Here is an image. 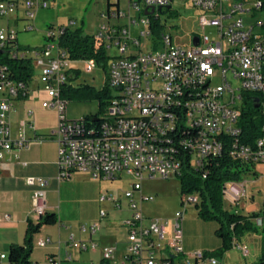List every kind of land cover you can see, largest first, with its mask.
<instances>
[{
    "label": "built area",
    "instance_id": "1",
    "mask_svg": "<svg viewBox=\"0 0 264 264\" xmlns=\"http://www.w3.org/2000/svg\"><path fill=\"white\" fill-rule=\"evenodd\" d=\"M118 1L115 0L118 8ZM175 0H127V8L140 20L128 18L123 25L112 22L126 18L123 11L108 9L101 14L107 19L93 35L96 44L109 55L106 63V84L111 97L101 117L90 115L81 120L66 117L68 101L61 90L76 85L74 75L82 70L90 74L96 68L93 60H71L59 44V37L73 22L58 28L51 27L45 34L46 44L40 48L25 49L18 45L13 29H0V52L13 59L30 61L33 75L29 82L15 81L5 66L0 65V160L11 152L27 150L34 143L52 140L57 147L58 183L68 181L74 173L88 174L93 180L113 182L122 175L129 177V190L115 198L109 194L98 197L99 204L109 203L121 211L123 198L127 201L129 217L118 221L125 229V254L121 264H218L208 251L185 253L180 230L183 213L176 212L172 222L148 220L142 216L135 195H141L142 183L155 178L179 177L183 168L207 173V166L223 154L252 169L248 175H257L255 167L264 164V19L250 22L253 11L264 10V0L251 6L246 0H179L199 13L202 30L211 27L215 35H198L196 46H173L172 36L166 33V22L160 14L171 12ZM22 8L21 20H33L36 12L47 9V0H0V19L9 18ZM145 11L151 14H145ZM161 26L159 38L153 37V25ZM141 27L137 38L134 28ZM32 27H29L30 30ZM150 42V50L145 51ZM115 50L113 55L110 51ZM215 75L220 83L212 86ZM36 78L46 101L45 110L54 109L58 116L56 129L46 135L35 133L31 123H25L27 137L21 130L13 134L9 116L17 101L30 98L29 84ZM74 78V79H73ZM257 111L253 127H259V136L247 140L243 127H251L242 119L247 104ZM246 132L248 130L246 129ZM47 181L29 178L28 186H35L32 195V214L39 220L46 212ZM247 183H226L222 191L225 209L232 213L259 214L253 219L255 227L264 228L262 207L246 204ZM154 196L141 195L139 201L153 202ZM198 203L196 195H187L182 201ZM108 211L100 209L97 220L82 224L78 232L84 240L69 234L65 241L63 259L47 255V264L72 261L73 251L93 252L98 249L97 235ZM147 221V223H145ZM243 256L246 246L236 245ZM52 241L40 238L33 246L45 249ZM115 249L102 250L101 261L115 262ZM178 262L175 263V258ZM7 262V255H0ZM8 264V262H7Z\"/></svg>",
    "mask_w": 264,
    "mask_h": 264
},
{
    "label": "rangeland",
    "instance_id": "2",
    "mask_svg": "<svg viewBox=\"0 0 264 264\" xmlns=\"http://www.w3.org/2000/svg\"><path fill=\"white\" fill-rule=\"evenodd\" d=\"M21 2L25 0H19ZM136 1V0H135ZM257 0H246V5L251 6ZM48 8L40 9L36 12L33 20H21L23 18L22 8L18 9L16 14L0 19V29H13L16 32L17 42L21 48L33 49L40 48L46 44L44 36L49 28H58L73 22L75 27L82 29L84 36L95 35L102 24H106L107 19L101 18V14L108 9L123 11L126 18L116 19L112 22L123 25L128 18H134L137 21L143 16L135 14L127 8V0H119L118 8L115 0H47ZM170 14L161 13L160 20L166 22L164 30L172 36L173 46H196L198 44V35H215V30L207 27L202 30L198 24L199 13L189 6H184L179 0H175L172 4ZM264 19V10L253 11L251 23ZM29 27H32L28 30ZM141 27L134 28L132 36L137 38L138 31ZM141 44H146L145 51L150 50V42L146 39L140 40ZM115 50L110 51L113 55ZM36 80V78H34ZM77 83L85 84L96 91H99L106 83V74L96 66L95 70L90 74L81 71L77 76ZM220 83L219 76L215 75L212 80V86ZM46 94L37 90L28 102L29 110L28 122L34 123V126L41 131L55 128L58 125V116L54 109L45 110L41 108V103L46 101ZM105 112V108L99 105L95 99L89 101H71L66 106V117L69 120H81L90 115L101 117ZM56 129V128H55ZM55 144L47 142L37 149L40 153L53 154ZM257 175H245L241 181L246 182V192L248 197L253 196V202H248L246 207L257 206L262 207L264 201V164L255 167ZM131 180L129 177L122 175L120 179L113 182H100L93 180L88 174L74 173L68 181L58 183L53 192L48 194L47 204L53 208L51 213H55L58 221L63 225L70 224L76 226L78 224H88L97 220L98 211L104 209L108 211L109 218L103 221L107 227L103 230L106 233L104 240H115L117 247V260L113 264H121L125 254L126 232L125 229L119 227L118 221L128 218L129 212L126 207L127 203L123 198L121 202V211L115 212L104 204H99L97 199L100 194L114 195L115 198L129 190ZM143 196H154L153 202L144 203L142 205V216L148 220L156 218L161 220L172 221L176 212H184L181 224L182 247L185 253L191 251H208L217 250L220 245V239L215 236L214 232L218 228L216 222H204L197 217V211L193 204H188L184 210L182 201L187 195L181 196L179 191V179L177 177L162 179L155 178L145 180L142 183ZM137 195H135V198ZM50 211V210H49ZM147 223V221H145ZM257 232L254 234H246L241 239L236 240V245L246 246L248 255L243 256L241 252L232 247L225 252L223 256L216 258L218 264H253L260 258L262 254L263 234L262 228L256 227ZM51 235L56 233V227L49 228ZM102 235V234H100ZM98 236V235H97ZM54 239V237H52ZM44 250L33 248L30 260L35 262L42 257ZM4 255L7 253L4 251ZM76 253V252H73ZM76 255V254H75ZM74 256V255H73ZM99 255L83 254L78 264H99ZM122 260H118L119 257ZM92 260V262H91ZM178 258H175V263Z\"/></svg>",
    "mask_w": 264,
    "mask_h": 264
},
{
    "label": "trees",
    "instance_id": "3",
    "mask_svg": "<svg viewBox=\"0 0 264 264\" xmlns=\"http://www.w3.org/2000/svg\"><path fill=\"white\" fill-rule=\"evenodd\" d=\"M160 31L161 26L154 24L153 37L159 38ZM44 40L46 41L45 37ZM58 44L71 60H93L98 68L106 71V63L109 59L108 52L95 43L93 36H84L80 27L67 29L63 32L59 37ZM0 65L8 68L12 79L15 81L26 83L32 78L33 69L28 60L13 59L4 53L0 54ZM61 97L68 102L95 99L101 107L105 108L111 97V91L106 83L99 91L85 84H77L69 85L62 89ZM256 112L253 105L249 103L243 111V121L251 126L243 127L245 129L244 133L249 135L247 139L249 141L253 137L259 136L260 133L259 127H253L257 120L258 124L262 121L260 118H257V120L253 119ZM246 129L248 132H246ZM206 169L207 173L203 176V174L194 172L188 167L183 168L178 177L179 191L181 196L196 195L198 197L195 209L200 220L218 224L214 234L220 239L221 245L217 250H213L210 253L211 256L218 258L232 248L233 240L236 241L246 234L257 232L256 227L253 225V219L260 213H252L250 215L232 213L225 209L222 201L224 185L226 183L241 182L243 177L248 175V172L252 169L239 161L232 160L225 154L212 160ZM261 214L264 216V201ZM57 223V216L54 213L47 212L35 224L28 221L22 244H12L8 248V264H36L30 260L33 250V237L39 233L42 226H53ZM261 233L263 234L264 243V228ZM100 264L108 263L101 261ZM253 264H264L263 247L260 258Z\"/></svg>",
    "mask_w": 264,
    "mask_h": 264
},
{
    "label": "crops",
    "instance_id": "4",
    "mask_svg": "<svg viewBox=\"0 0 264 264\" xmlns=\"http://www.w3.org/2000/svg\"><path fill=\"white\" fill-rule=\"evenodd\" d=\"M77 76H78L77 74L74 75V78H76V80H77ZM77 84L79 83H76V85ZM38 87L39 85L36 80H33L29 84V88L32 91V95L30 96V98L33 96L34 92L39 89ZM30 98L17 101L14 104V109L9 116V123L13 134H16L18 131L23 130L26 132L27 137L33 136L32 131H27L28 129L26 127H22L23 124L28 123L27 118L29 114L27 115L26 111L30 109L27 105L28 102L30 101ZM31 124L33 125L35 133L38 135H46L54 131L56 128V127L50 128L48 130L42 129L41 131H39L34 126L33 122H31ZM47 142H53L55 144L53 154H45L38 152L37 149L43 146ZM56 160H57V147H56V143L52 140H46L42 143H34L27 150L8 153L4 156L3 159L0 160V255H4L3 253L4 251L8 253V248L10 245L22 244L28 221H31L33 224L38 222V219L32 214V209H31L32 195L36 190V187L27 185V180L29 178L44 179L47 181L48 184L45 188L46 212L51 213L53 208H50L48 206L47 197L48 194L53 192V190H55L58 186V182L56 180V176H57ZM141 195H143L142 190H141ZM141 195L137 194V198L135 200L137 201L139 205V209L142 212V205L148 202L139 201ZM125 202L127 203V201ZM106 204L109 206V208L111 207L112 209L111 204L109 203ZM113 211L115 212L116 215V211L115 210ZM108 218H109V214H108ZM164 221H168V220H164ZM168 222H172V221H168ZM80 225L82 224H78L73 227L70 224L63 225L61 221H58V223L53 226H42L40 228L39 233H37L33 237L34 241L40 238H49L52 241V244H50L45 249H40V250H44L45 252L43 253L42 257L36 260L34 263L47 264L46 262L47 255H56L57 257H60V259H63L66 250L65 241L69 234H73L77 240H84L85 237L78 232V228ZM52 227L53 228L56 227V233L54 235H51V233L48 231L49 228ZM106 227L107 224L106 225L103 224L102 229L97 236L98 249L96 251L86 252V253H79L77 251H73L76 253H72V261L63 264H78L80 257L83 254L99 255L98 258H100V262H101L102 250L105 248H114L116 251L115 259L117 260V256H116L117 247L115 246L116 241L103 239L104 238L103 236L106 235V233H103V230ZM52 237H54V239ZM33 248L36 247L33 246ZM118 257H119L118 260H122L120 256ZM0 264H7V262L0 261Z\"/></svg>",
    "mask_w": 264,
    "mask_h": 264
},
{
    "label": "water",
    "instance_id": "5",
    "mask_svg": "<svg viewBox=\"0 0 264 264\" xmlns=\"http://www.w3.org/2000/svg\"><path fill=\"white\" fill-rule=\"evenodd\" d=\"M151 13H152V11H150V12L145 11V14H151ZM0 54H2V52H0ZM263 254H264V245H263Z\"/></svg>",
    "mask_w": 264,
    "mask_h": 264
}]
</instances>
